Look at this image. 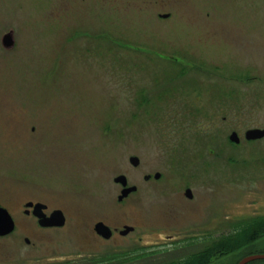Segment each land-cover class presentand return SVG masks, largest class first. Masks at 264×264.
Returning <instances> with one entry per match:
<instances>
[{
  "label": "rangeland",
  "instance_id": "obj_1",
  "mask_svg": "<svg viewBox=\"0 0 264 264\" xmlns=\"http://www.w3.org/2000/svg\"><path fill=\"white\" fill-rule=\"evenodd\" d=\"M255 128L264 0H0V206L15 223L0 264H163L264 218V137L245 138ZM119 175L137 187L122 203ZM28 202L62 210L64 226L41 227ZM98 220L134 230L105 241ZM135 251L148 253L103 258ZM256 254L264 232L202 264Z\"/></svg>",
  "mask_w": 264,
  "mask_h": 264
},
{
  "label": "water",
  "instance_id": "obj_2",
  "mask_svg": "<svg viewBox=\"0 0 264 264\" xmlns=\"http://www.w3.org/2000/svg\"><path fill=\"white\" fill-rule=\"evenodd\" d=\"M164 17L167 16L163 15ZM2 45L6 49H11L14 46V34L13 31L10 30L7 33H5L2 37ZM264 137V129H249L245 132V138L247 140H256ZM230 140L233 141L234 143H239V137L237 133L233 132L230 135ZM129 162L133 166H137L140 162L139 158L136 156H132L129 158ZM161 176L160 173L154 174L155 179H159ZM149 176H145V179H148ZM114 182L118 183L121 185L122 190L120 192V195L118 196V201H122L124 198L128 197L129 194L135 192L137 190L136 186H128L127 178L124 175H119L116 178H114ZM185 196L189 199L192 198V193L191 190L188 188L185 190ZM26 207H33V215L37 217L38 219V224L41 227H60L63 226L65 223V218L61 210H55L53 211L49 217H47L43 210L46 208L45 204L42 203H33V202H28L25 204ZM15 227L14 220L10 213L8 212L7 209L4 207L0 206V236H5L10 234ZM95 230L98 233H101L105 238H108L111 235V229L107 227L103 223H97L95 226ZM130 230H132V227L125 226L121 234H126ZM28 242V240H26ZM256 260H264V254H256V255H249L244 258H242L238 264H248L252 261Z\"/></svg>",
  "mask_w": 264,
  "mask_h": 264
},
{
  "label": "trees",
  "instance_id": "obj_3",
  "mask_svg": "<svg viewBox=\"0 0 264 264\" xmlns=\"http://www.w3.org/2000/svg\"><path fill=\"white\" fill-rule=\"evenodd\" d=\"M264 218H257L249 220L239 226H235L234 232L228 235H222L218 238L210 240V244L202 250L192 253L183 258L172 260L163 264H202L203 259H206L210 255V251L232 252L240 249L245 245L254 243L258 240L260 234L264 232ZM196 241V238L184 239V245H192ZM181 246V247H182ZM148 252L135 251L132 253L123 254H106L103 258L105 261H121V262H133L140 257H146Z\"/></svg>",
  "mask_w": 264,
  "mask_h": 264
},
{
  "label": "flooded vegetation",
  "instance_id": "obj_4",
  "mask_svg": "<svg viewBox=\"0 0 264 264\" xmlns=\"http://www.w3.org/2000/svg\"><path fill=\"white\" fill-rule=\"evenodd\" d=\"M202 69V71L204 70L205 72H207V73H213V74H215V73H220L218 70H212V69H209V68H201ZM217 76V78L219 77L218 76V74L216 75ZM207 78H208V80H212L213 78H214V76H210L209 74L207 75ZM263 138V137H262ZM262 138H260V139H262ZM256 140H258V139H256ZM255 141V140H254ZM147 176H149V175H147ZM150 179V176H149V178L148 179H146V180H149ZM188 189V188H187ZM119 203H122V201H118ZM34 204H35V202H33ZM55 210H60V209H52V210H50V209H48V207H47V205H46V208L43 210V212H44V214L47 216V217H49L50 216V214L53 212V211H55ZM33 211V207H25V209H24V213L26 214V215H29V216H33V217H35L36 219H37V217L36 216H34L32 213ZM62 211V210H61ZM62 213H63V215H64V218H65V214H64V212L62 211ZM37 222H38V219H37ZM65 222H66V218H65ZM103 223V224H105L107 227H109L110 229H111V235L108 237V238H105L101 233H98L96 230H95V226H96V224L97 223ZM65 224V223H64ZM64 226V225H63ZM63 226H60V227H49V226H47V227H43V228H45V229H55V228H62ZM125 226H128V225H123V229H124V227ZM129 227H132V230H130L129 232H132L133 230H134V227L133 226H129ZM123 229H119L118 227H111L110 225H108V224H106L104 221H102V220H98V221H96V223L94 224V227H93V230H94V233H95V235H96V237L98 238V239H102V240H105V241H109V240H111L113 237L115 238V237H117V235H120V236H126L128 233H126V234H121V232L123 231Z\"/></svg>",
  "mask_w": 264,
  "mask_h": 264
}]
</instances>
